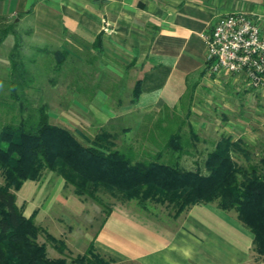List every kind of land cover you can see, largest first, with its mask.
Segmentation results:
<instances>
[{"label":"trees","instance_id":"trees-1","mask_svg":"<svg viewBox=\"0 0 264 264\" xmlns=\"http://www.w3.org/2000/svg\"><path fill=\"white\" fill-rule=\"evenodd\" d=\"M8 19L0 17V48L10 38L14 42L8 56L11 67L0 76V264H73L49 257L47 245L38 241L40 228L18 203L17 192L44 171L62 177L75 195L105 208L103 194L125 204L136 202L141 211L135 213L154 221L162 218L151 211L152 203L166 206L174 220L195 205L215 204L236 213L255 236L254 251L264 255V152L255 162L242 139L205 140L189 114L181 119L172 113L169 120L159 118L152 125L155 114H148L135 127L125 126L128 118L119 116L93 132L52 123L49 105L41 97L47 85L69 79L80 103H92L96 91L109 94L97 80L95 57L85 63L78 53L84 51L82 46L91 52L104 48L102 36L92 45L76 37L59 46L26 45L32 32ZM88 88H94L93 95H86ZM140 94L138 81L131 104ZM205 143L212 149L200 148ZM111 211L107 209L104 222ZM90 253V264H111L94 245Z\"/></svg>","mask_w":264,"mask_h":264},{"label":"crops","instance_id":"crops-1","mask_svg":"<svg viewBox=\"0 0 264 264\" xmlns=\"http://www.w3.org/2000/svg\"><path fill=\"white\" fill-rule=\"evenodd\" d=\"M235 12L256 17L264 32V0H0V17L28 26L36 38L40 30L59 45L71 37L92 45L102 36L104 48L92 51L110 54L124 85L119 92H129L127 105L105 107L112 118L172 114L204 95L220 75L208 71L202 35ZM138 81L141 94L131 104ZM38 188L28 181L19 192ZM178 219L154 221L116 206L94 247L116 264H251L255 236L236 213L199 204Z\"/></svg>","mask_w":264,"mask_h":264},{"label":"rangeland","instance_id":"rangeland-1","mask_svg":"<svg viewBox=\"0 0 264 264\" xmlns=\"http://www.w3.org/2000/svg\"><path fill=\"white\" fill-rule=\"evenodd\" d=\"M8 20L12 21V19ZM18 28L23 30L29 27L19 24ZM37 32L38 38L33 35V38H25L26 45L38 43L59 46L58 37H51L40 30ZM13 43L10 38L0 48V76L6 74L11 67L8 56ZM73 44L77 45V43ZM83 47L84 51L78 53L85 63L95 57L93 68L97 74L96 77L100 76L97 80L105 85L104 90L110 91L108 98L106 100L94 99L92 103H86L82 99L80 103L75 100L73 89L69 88V79L60 80L57 86L47 85L41 97L49 105L52 123L74 131L78 129L83 132H93L101 124L112 119L108 116L105 107L115 110L117 106L127 105L129 92H119V88L124 86L116 88L113 85V83L119 84L122 78L117 74L118 69L112 63L115 61L108 52L98 54L91 52L86 46ZM88 69H85L87 75L90 74ZM70 80H72L71 77ZM218 81L213 83L204 95L196 96L193 100L185 102L182 111L174 112V115L185 119L189 114L188 120L209 142H215L224 136L232 137L233 140L242 139L249 146L251 161L256 162L264 152V90L250 89L243 77L237 75L222 74ZM93 89L88 88L86 95H93ZM98 93L99 91L95 92L96 98L99 97ZM119 114L121 111L118 112ZM170 114L171 112L166 110L154 115L150 125L156 123L159 118H171ZM126 117L128 119L125 126L128 127L142 124L146 119L145 116L136 113H130ZM212 146L210 143H205L200 148L212 149ZM2 181L0 176V182ZM34 182H37L39 187L37 192L31 191L30 194L17 192L18 203L25 216L32 218L40 228L38 241L47 245L49 257L53 259L65 258L73 264H90L88 262L92 257L90 250L94 245L99 228L106 222L104 219L107 209L119 206L133 213L141 211L136 202L125 204L109 194L101 196L108 208L91 198L79 197L75 195L73 186L67 185L62 177L49 171H44ZM150 207L151 211L158 214V219L162 218L167 221L172 218L170 216L173 212L166 206L152 203ZM176 223L181 224V220L178 219ZM104 258L111 264H116ZM254 263H264V255L254 252L251 264Z\"/></svg>","mask_w":264,"mask_h":264},{"label":"built area","instance_id":"built-area-1","mask_svg":"<svg viewBox=\"0 0 264 264\" xmlns=\"http://www.w3.org/2000/svg\"><path fill=\"white\" fill-rule=\"evenodd\" d=\"M202 37L210 74L241 76L250 89L264 90V32L256 17L229 14Z\"/></svg>","mask_w":264,"mask_h":264}]
</instances>
